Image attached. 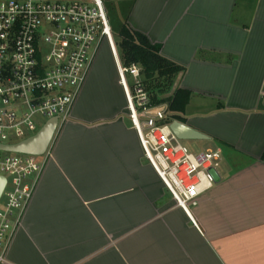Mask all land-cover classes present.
<instances>
[{
    "label": "crops",
    "instance_id": "0c3cea01",
    "mask_svg": "<svg viewBox=\"0 0 264 264\" xmlns=\"http://www.w3.org/2000/svg\"><path fill=\"white\" fill-rule=\"evenodd\" d=\"M120 7V25L183 67L171 91L190 98L175 113L222 150L214 185L177 205L144 158L105 43L114 69L100 46L0 264H264V0Z\"/></svg>",
    "mask_w": 264,
    "mask_h": 264
},
{
    "label": "built area",
    "instance_id": "2783aa9c",
    "mask_svg": "<svg viewBox=\"0 0 264 264\" xmlns=\"http://www.w3.org/2000/svg\"><path fill=\"white\" fill-rule=\"evenodd\" d=\"M103 43L114 57L144 157L177 205L188 211L214 185L222 150L193 153L174 134L167 103L152 105L139 68L121 63L103 0H0V145L34 135L53 117L57 130L68 119ZM37 115L45 118L39 127ZM47 153L48 148L42 155L0 150V176L5 178L0 195V262Z\"/></svg>",
    "mask_w": 264,
    "mask_h": 264
},
{
    "label": "trees",
    "instance_id": "16d2710c",
    "mask_svg": "<svg viewBox=\"0 0 264 264\" xmlns=\"http://www.w3.org/2000/svg\"><path fill=\"white\" fill-rule=\"evenodd\" d=\"M118 37L115 43L121 63L125 66L134 64L139 68L150 103L152 105L167 103L171 111L168 120L182 121L175 112L184 109L190 92L182 88H175L173 91L171 89L176 75L183 67L163 57L159 45L150 43L144 35L130 30L125 23L120 25ZM260 158L264 161V149Z\"/></svg>",
    "mask_w": 264,
    "mask_h": 264
},
{
    "label": "water",
    "instance_id": "95a60500",
    "mask_svg": "<svg viewBox=\"0 0 264 264\" xmlns=\"http://www.w3.org/2000/svg\"><path fill=\"white\" fill-rule=\"evenodd\" d=\"M56 127L57 118H50L34 135L25 138L15 144L0 145V150L42 155L47 150L55 133ZM170 128L174 132V134L181 140L208 138L202 132L190 127L189 125L177 119H173L170 122ZM4 184L5 178L0 176V195L2 193Z\"/></svg>",
    "mask_w": 264,
    "mask_h": 264
},
{
    "label": "rangeland",
    "instance_id": "374dc122",
    "mask_svg": "<svg viewBox=\"0 0 264 264\" xmlns=\"http://www.w3.org/2000/svg\"><path fill=\"white\" fill-rule=\"evenodd\" d=\"M54 1L70 2V1H88V0H54ZM126 1L128 2V0ZM122 2L123 0H103V8L108 18L109 26L113 35V39L115 41H118L119 39L118 30L120 28V24L117 22V17L119 12H121L120 5ZM100 58L103 59L104 65L107 64V66L111 67L112 70L114 69L112 58L110 56V53L108 52L107 45L105 43L101 45L98 59ZM35 120L37 127H39L45 121V118H41L39 117V115H37L35 117ZM202 140L203 139H188V140H182V142L189 149V151L193 153L204 151L207 148L213 149L217 147V145L212 141L203 142Z\"/></svg>",
    "mask_w": 264,
    "mask_h": 264
}]
</instances>
